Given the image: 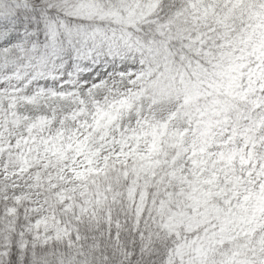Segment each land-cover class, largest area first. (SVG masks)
Segmentation results:
<instances>
[{"label": "snow or ice", "instance_id": "snow-or-ice-1", "mask_svg": "<svg viewBox=\"0 0 264 264\" xmlns=\"http://www.w3.org/2000/svg\"><path fill=\"white\" fill-rule=\"evenodd\" d=\"M0 264H264V0H0Z\"/></svg>", "mask_w": 264, "mask_h": 264}]
</instances>
